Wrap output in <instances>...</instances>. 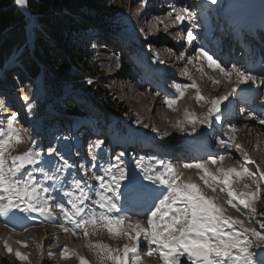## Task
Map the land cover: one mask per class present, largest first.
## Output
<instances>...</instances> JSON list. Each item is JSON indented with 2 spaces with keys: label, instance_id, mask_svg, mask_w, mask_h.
Masks as SVG:
<instances>
[{
  "label": "snow or ice",
  "instance_id": "1",
  "mask_svg": "<svg viewBox=\"0 0 264 264\" xmlns=\"http://www.w3.org/2000/svg\"><path fill=\"white\" fill-rule=\"evenodd\" d=\"M14 2L18 6L26 7L28 0H14ZM140 2L146 3V0H140ZM212 2L214 3L215 0ZM169 9L170 11L167 13L168 24L165 27L182 25L187 21L188 27L176 31L175 37L178 40L181 39V33L184 32L183 39L190 47L193 46L195 39L193 29L197 27V24L190 7L169 4ZM157 20L164 23L160 17H157ZM194 50L208 61L209 67L219 69L225 77L230 78L232 74L236 75V86L233 87L232 92H237L244 85L256 86L257 88L264 86V71L260 75H253L235 65H232L231 68L226 65L222 66L203 48ZM185 55L184 52H181L178 58L183 59ZM157 60L163 63V61H159L158 57ZM172 86L181 96L184 95L183 89L189 87V85L182 84H173ZM191 86L195 87V84ZM230 95L231 93H226L212 99L209 102L211 107L208 108L205 119L200 122L211 123L213 118L220 121L222 118L221 105L229 99ZM22 98L25 101V106L31 110L33 104L29 102V97L24 95ZM197 99L205 98L198 92ZM165 103L171 107L176 101L175 99L166 100ZM2 104L3 101H0V105ZM18 115L19 113L13 112L7 118L6 125L4 121L0 120V215H6L13 208H20L21 202L25 204V207L20 209L21 211H39L41 215L50 213L53 207L58 208L63 219L73 223L75 228L82 229L84 236L89 235L88 226L95 227L99 220L103 222L114 238L123 235L132 241L131 244L123 246L122 254L120 249H112L101 243L89 245L99 249L102 258L112 261L113 264H130L129 253L132 254L131 264H140L139 245L142 235L149 245H157L156 249L149 247L147 255L152 256L158 252L163 264H182L181 258L185 256L191 261V264H257L250 249L258 245L254 244L251 237L264 241V234L255 228L246 227L244 221L240 219L225 216L222 207L214 203L211 198L206 197L197 184L182 180V174L176 173L171 165L168 166L166 173L155 171L153 174L145 176V179L164 186L162 198H159L158 203L153 205L154 210H151L147 219L148 227H141L137 223L129 224L125 228V216H118L113 219L107 214L119 213L121 210L114 196L109 195V193H118L122 181L128 179L126 168L120 165L123 154L116 156V162L108 164L106 168L102 166L104 175L91 171L89 176V171L97 167L96 161L98 159L96 155L89 153L92 159L90 169L84 165H80V168L83 175L88 180H94L95 184L88 183L87 180L80 179L75 175L65 180L61 174L73 168V165L59 155L53 147L46 149V155L47 157L57 156L58 160L56 161L45 160V152L37 151L31 146L23 153L12 155L14 147L24 142L22 132L27 131L17 126ZM187 115L190 122L195 123L193 115ZM260 123L264 124V119H261ZM231 131L233 135L229 139L234 141L236 131L234 125L231 126ZM219 143L224 148L229 146L228 142L222 139L219 140ZM102 144L103 141L97 140L91 147L99 149ZM240 148V145H236L238 151ZM244 155L245 159L248 160L247 154ZM142 160L143 158L136 162L137 167H141ZM223 160V156L213 157L212 163L216 164ZM159 163L162 164L163 161H159ZM248 163H254V161L248 160ZM184 167L203 169L204 175L200 179L204 181L206 186L211 187L213 183H218L222 185L221 191L227 188L230 205L234 199H239L240 203L245 208L250 209L252 213L257 211L253 202L260 198V190L264 186L257 185L255 191L248 193H236L232 189L233 175L236 177L246 175L251 179L255 174L249 171L247 167H242L240 171L235 168H220L218 170L219 175L210 172L202 163L186 164ZM37 172L40 174L39 179L35 175ZM259 175L264 179V171H260ZM65 183H67V187H65ZM212 190L215 191L216 189L213 188ZM57 193L67 198L68 204L71 205V211L67 210L63 203L56 202ZM86 201H90L91 205H96L106 211L100 212L97 216L95 208H89V211L85 213V208L89 207L85 203ZM236 225H239L242 231L238 232L235 228ZM260 227L264 228V223ZM63 230L69 231L67 227H64ZM73 234H76L75 231ZM18 243L20 242L18 241ZM24 246L27 245L24 244ZM5 248L9 253L13 251L7 242H5ZM68 253L67 246H64L61 257L67 259ZM15 255L18 259H28L27 255L21 254L19 251ZM79 259L81 264H88L85 258L80 257Z\"/></svg>",
  "mask_w": 264,
  "mask_h": 264
},
{
  "label": "rangeland",
  "instance_id": "2",
  "mask_svg": "<svg viewBox=\"0 0 264 264\" xmlns=\"http://www.w3.org/2000/svg\"><path fill=\"white\" fill-rule=\"evenodd\" d=\"M111 1L112 0H102L101 1L103 10H107L108 12L112 13V15L115 16V19H117V18L121 19L123 17V20H121L119 23L120 24L125 23L124 27H130L131 20H133V18H131V14H133V12L136 9L135 5H133L134 1L133 0H125V4L127 7L126 10L124 8H121L118 6H116V7L112 6ZM32 18H33V16L31 15L30 21H32ZM262 18L263 17H261L260 20ZM129 19H130V22H129ZM252 20H253V22L259 21V18L252 19ZM28 21H29V19H28ZM127 21H128V23H126ZM32 23L33 22H31V24ZM35 23H36V25H37L36 27L38 29L34 30V34L30 33V36L31 37L33 36L34 40L36 38V33L42 31L41 27L37 24V20H35ZM132 23H133V21H132ZM115 24H116V21L114 20V21H111V23H108L106 25H104V24L95 25V26L93 25L94 27H92L93 28L92 32L93 33H101V35L105 36V37L114 36L113 33H115V32L113 31V29L116 28ZM26 34H27V31H25V35ZM81 37H84V39L86 40L87 37H92V35L90 34V32L88 30H84L82 33H80V36H79L80 41H82ZM26 38H27V36H26ZM106 39L108 41H111L110 38H106ZM127 39L131 40V36H129V38H127ZM86 43H87V41H86ZM27 46H24L23 48H21V50H19L18 53H15L14 55L10 56L8 62H6L7 65H6L5 71H7L8 68H10V69L15 68L14 71L20 72L24 76L27 75V73L25 72V66H24V64H25L24 61L27 60V56L31 55L30 58L33 60V62H36V60H35L36 56H34V54L32 53L31 48L27 47ZM23 50H24L25 55H23L22 58H19V60H16L18 58V56L21 55V52ZM28 51L30 52V54H26V53H28ZM102 52H105L104 48L102 49ZM94 59L95 60L97 59L99 62L103 61L102 59H100L99 55H94ZM104 59L106 60L109 58L106 57ZM93 62L94 61L90 59V61L87 63L88 66L91 68V71L94 70L93 69ZM71 66L72 67L73 66L78 67V69L82 70V65H79V63H77V62L74 64H71ZM98 66L99 65L96 64L94 66V68L97 69ZM40 69H39V73H41ZM99 72H101V70H99ZM80 73H81V71H80ZM2 74H3V71H2ZM85 76H86V73H85ZM195 76L196 77H194V80L197 81L198 87H200L202 94L206 95L209 100L216 98L217 96L215 97L213 91L211 89H209L211 87V85H208L205 82L203 83V81L200 82V80H202V78L205 79V77L207 78L208 75L207 76L205 75V77L203 74H199V75H195ZM86 78H87V76H86ZM105 79H108V78H102L99 76L95 77V81L98 82L97 85H99V86L100 85L103 86L105 83L109 84V81H105ZM213 80H214V78H213ZM86 81L88 82V80H86ZM14 83L17 84V82H14ZM14 87L12 88L14 90H13L11 95H15L16 93L21 94V97H23L24 95H27V96H29L31 102L33 101L36 103V105L34 107L35 112L41 111V114L43 115L42 118L38 119V125H40L41 127H44V121L47 122L49 125V122L51 120L57 119V123H55L53 125V128L50 130V133L52 134L51 136H54V134H55L54 128L68 127V132H70L72 130V128L74 127L73 122L75 120H78L77 118L80 117V114L64 115V114L59 113V111H56L55 109H51V108L46 107L45 106L46 95L43 98L39 99L38 93L35 92L34 94H32L33 89L30 87L29 84L24 85L25 90L19 88L18 85L15 88ZM232 89L233 88L228 87L227 89H225V93L223 92V94H219L218 96H223L226 93H231L229 99L232 100L233 95L235 94V96H236V94H237V92L236 93L232 92ZM27 90H29V91H27ZM213 90H214V88H213ZM235 96H234V98H235ZM194 99L195 98H193V100L190 102L189 106H190L191 110L195 111L196 113H200L204 109L203 106H205V103H208V101L205 100L206 102L204 103L203 106L202 105L198 106L196 104L197 102H195ZM58 100H59L61 105L68 104V105L72 106L73 108L77 109L78 110L77 112L88 111L87 107L94 106L96 108V110L99 111L103 115V117L105 119H107L108 121L115 122L117 119V117L113 118L112 116H110L111 114H104L105 110L103 109V104H104L103 100H98V99L90 100L87 97H85V99L82 100L80 93L78 91H75L71 86L67 87V90L64 92V94H62L59 97ZM199 101L203 102V99L198 100V102ZM123 105L126 108V110L133 117H139L141 121L142 120L145 121V122H143L144 124L142 126V129H144L145 127H148V124H150V126L148 127V130H151L154 128V132L159 135V139H162V137H168V138H170V142L174 143L175 145H176V142L180 141L179 137H181V134H184L189 128L195 129V130H193V133L196 132V129H200V127H198L197 125H193V126L189 127L188 124H182V125H180V128L178 129L176 127L179 124L178 122L175 123L173 121V122H170V124L168 125V124H165L161 119H160V121L158 120L159 117L161 118L164 115L165 116L172 115L175 118H177L180 116V114L184 113L182 110L171 113V112L162 111V109L160 108L161 109L160 111L162 112L161 116H156V113L155 112L153 113L151 110H150V114H148V116H143V114L140 113L141 111H144L143 104H140L139 105L140 107H138V108L136 107V109H134V107H132V104L129 102L124 103ZM147 106H148V104H147ZM43 110L45 111V113L43 112ZM154 121H155V123H154ZM99 127L102 128V124L99 125ZM135 133H138V132H135ZM58 134H59V132H58ZM69 138H71V137H69ZM114 138L115 137L113 136L112 139H114ZM262 138L263 137L260 138V137H257V135H253L252 140H256V143H257V142H260ZM23 141H24L23 143L16 145L14 147V150H12V155H17L18 153H20L22 151H27L28 145L26 146V141L25 140H23ZM65 143L67 145V141H65ZM108 145H110L109 142H107L106 147H108ZM43 146L44 145L41 144L42 151H44ZM38 147L39 146L37 145L35 149L37 150ZM101 147H103V146H101ZM70 148H71V146H70ZM248 150H245V151H246V154H248L250 156L249 158H251L253 160L258 159L259 162L257 163V165L264 169V159H260L258 157V155L256 154L257 153L256 150L250 149L249 152H248ZM241 152H242V150H239V151L236 150V153L242 154ZM263 152H264V150H263ZM115 153L116 152H114V154ZM6 155H7V153H6ZM111 155H112V153L109 154L108 158ZM99 156H100V158H102V160L106 164L108 163L109 159L107 160V158H103V155H99ZM64 158L71 165L77 166L79 164L77 162V159L73 158L72 154L67 155ZM56 160H58V157H55L52 159V161H56ZM120 163L122 164V163H124V161L121 159ZM79 165H85V164L83 162H81V164H79ZM155 171L164 172L163 169L160 170L159 167H156L155 165H151V164H147V163H141V167H137V164L134 165L131 172L127 174L128 179L122 181V183H121V187L119 188L121 197H128V194H131V195H136V196L141 195L140 196V198H141L144 196V192L142 191V189L145 190V188H146L149 191V194H151L152 197H154V199L156 198L159 200V198H162V194H164V186L160 185L159 183H154L151 180L145 179L146 175L153 174V172H155ZM189 171H191V170H186L183 173L190 176L192 174L191 173L192 171L191 172H189ZM249 171H253L255 173V175H257L255 167H251ZM72 174H74L76 177H78V174H77V171L75 170V168L69 169L65 173V175H63V177L65 178V180H67V178L71 177ZM35 175L37 176L38 179L40 178V174L38 172L35 173ZM100 175H104V174H100ZM191 176H190V178H192ZM253 181L254 180L248 178L247 176H243L240 178L237 177V182L234 185H232V187H235V186H238L240 188L242 187L243 190H246L245 193L253 192L256 190V186L260 185L259 182L253 183ZM195 183L200 187V189H203V186L200 184V181H198V182L196 181ZM213 184H214V186H217V188H215L216 190L214 192H209L207 196L212 195L213 201L216 197L217 203L220 201L222 202L223 200H222V198H220L221 197L220 185L216 184V183H213ZM213 184H212V186H213ZM245 185H248V187H245ZM65 187H67V183H65ZM226 191H228V190H226ZM259 195H260V198L253 202V206L259 205V208H263L264 207V188L263 187H261ZM227 198L230 199V197L228 195H227ZM58 203H63L67 210H70V211L72 210L70 204L66 205V200H63V201L59 200ZM232 203L235 206L234 209L231 208L229 211H227L226 214H224L225 216H230V217L233 216L236 219H240V220L244 221V219L242 217H243V215H245L247 217V219H249V217H250V215L248 214L249 212L240 210V208H244L246 210H247V208H245L240 203L239 199H234ZM24 207H25V204L23 202H21L20 208H13L6 215H0V226L4 227L9 232H12V231L14 232V233L7 234V238L5 239L6 241H4V243L1 242V240H0V264H33V263L34 264H43L44 259L49 260V262L47 264H81V261L79 259L80 257L85 258L88 261V264H113L112 261L102 258V256L99 254L100 253L99 249H96L94 247L89 246L90 244L95 245L96 242H99L101 244L108 245L109 247H111L106 241L101 240L102 237L103 238L109 237L108 241L110 243H112V240L110 238L111 234L107 233V231H106L107 227L104 226L103 223H102L103 230H102L101 234L97 236V233H95L94 236H91L90 238H88L89 245H87V248H86V243H82V242H86V240L81 241V243H80L81 244V251H79V252L76 251V248H74L73 245H72V248H73L72 250L67 247L69 250L67 259H63L62 257H59V258L58 257L57 258H54V257L50 258L49 257V255H48L49 250L52 249L54 252V255H55V253H57V254H59L58 256H60V253L63 250L64 246L70 245L67 243L58 245L59 244L58 239H52V238L49 239L48 243L46 242L44 244V246H41V247L38 246V248L36 247L37 249L35 250V253H28L26 249L31 248L29 245H32V244L28 243V242H23L20 239V238H23L24 235H27V232H30V231L32 232V231L38 230L39 228H42L43 226H46L50 229H51V227H56V232L60 231L61 234L63 233L62 235H66V237H67V232H65L63 230V228L64 227L70 228V226H71V229L74 230L75 227H74L73 223L63 219V216H62L60 211H56V212L54 211L55 215L59 216L60 219L58 220V222L56 224H53L50 226V224H49L50 218L38 219V216L36 214L39 211H21L20 209L24 208ZM180 207H183V205H180ZM92 208H95L96 213H97V210H98L97 207H92ZM51 211H52V209H51ZM47 214H50V213H46L44 215H41V217H43V216L47 217L48 216ZM254 218L256 219V216ZM251 224H252L251 225L252 228H256V230H259V232L264 234V228L260 227L262 222L257 223V222H254V220H253V223H251ZM244 225L247 227V222L244 221ZM95 227H98V226L95 225ZM95 227L92 226L93 230L96 229ZM248 227H249V225H248ZM235 228L238 232L242 231V228L239 225H236ZM75 229H76V231L80 230L77 228H75ZM62 235H60V236H62ZM82 235H83L82 231H79V236H77V237H80ZM99 237H100L101 241H98ZM59 239H61V238H59ZM82 239H83V237H82ZM251 239L253 240L254 244L258 245L257 247H253L252 249H250V251L253 253L255 261L257 262V264H264V241H259V240H257L256 237H251ZM18 241L19 242L22 241L21 242L22 245L20 243H18ZM44 241H46L45 238H44L43 242ZM5 242H7V244L12 248L13 251L11 253H9L7 251V249L5 248ZM50 243L52 246H55L56 248H52V247L49 248L48 244H50ZM15 244H19L20 246L17 247V246H15ZM24 244H26L27 246L25 247ZM111 248L114 249L113 247H111ZM17 251H19L21 254L27 255L28 259H24V260L18 259L15 255V253ZM259 251H261V253H259ZM121 254H122V252H121ZM182 258H185V257H182ZM185 260H187V257Z\"/></svg>",
  "mask_w": 264,
  "mask_h": 264
},
{
  "label": "trees",
  "instance_id": "3",
  "mask_svg": "<svg viewBox=\"0 0 264 264\" xmlns=\"http://www.w3.org/2000/svg\"><path fill=\"white\" fill-rule=\"evenodd\" d=\"M101 1L28 0V7L43 31V34L36 33L35 56L45 68L46 107L64 114H79L77 109L68 104L61 105L58 100L71 85L93 99L103 100L106 113H124L122 105L109 96L105 87L96 82L88 83L84 74L71 66L77 62L84 71H91L87 64L90 52L79 36L95 25L111 22L112 13L103 10ZM24 19L23 13L14 6V0H0V68L17 48L25 44ZM24 63L30 77L38 75L39 68L30 56ZM261 221L264 223V215Z\"/></svg>",
  "mask_w": 264,
  "mask_h": 264
},
{
  "label": "bare ground",
  "instance_id": "4",
  "mask_svg": "<svg viewBox=\"0 0 264 264\" xmlns=\"http://www.w3.org/2000/svg\"><path fill=\"white\" fill-rule=\"evenodd\" d=\"M199 2H200L199 4L196 3L197 5H199L198 6V9H195V7H194L195 3H193V5H192V11H191V13L193 14V16H194V18L196 20L195 21L196 23H199L198 16H197V12L199 13V11L201 9L204 12H205V10L210 11V8H209L210 7V2H211L210 0H201ZM122 3H123V0H122ZM157 8H162V7H160L159 5H157ZM25 9H26V7H25ZM124 9L126 10L125 7H124ZM193 9H195L197 12L193 11ZM224 14L228 17L229 21H231L232 24H234V27L235 28L237 27L236 30L239 31V27L240 28H241V26H245L246 27V24H245L246 21H248V20L253 21L252 19L261 18L260 15L261 14H264V0H227V7H226V11H225ZM196 16H197V18H196ZM138 17L139 16H137V15L134 16V18L132 20L133 23H135V21L138 20ZM153 20L154 21L157 20V17L153 18ZM261 21L264 22V16L261 19ZM31 22H33V20L30 21V23H29L30 27H31ZM255 22H258V21H255ZM205 23H206V21H205ZM212 23H213L212 24L213 26H216L217 25L214 22H212ZM167 24H168V21L166 19H164V23H162V25H160V28L161 27H164L165 28L164 30H167V31H169L170 29H174L171 32L172 34L175 33V31H177L175 29L178 28V25L177 26L168 25L167 28H166L165 25H167ZM206 25H207V23H206ZM155 27H156V24H155ZM204 28L206 29L204 31L205 34L207 33L209 35L210 34V31H211L210 28H207V27H204ZM216 30H217V28H216ZM30 33H31V29H29V34ZM129 36H131V35L128 34L127 37L129 38ZM131 38H132V36H131ZM151 41H154L155 43H161L162 42V40H158V39H153ZM206 43H207L208 47H211L212 46V44L210 42L206 41ZM100 47H101V50H102L104 46H100ZM103 55H105V54L103 53ZM215 59L219 63H221L223 61V58L222 57L221 58L217 57ZM191 61H192V59H191ZM196 61L197 60L195 59L194 60V64H188L187 69H188V71H192V74H191L192 80H190V81H194L197 84V81L194 80V77H196L195 75H199V74H203V73H201L199 71V68L197 66V62ZM235 63H237V60L235 61ZM191 67H194V69L191 68ZM200 67L202 68L203 66L200 65ZM212 69L215 72V73L214 72H211L212 75L215 74V77H213L214 80H213V78L209 74V71H212ZM203 75H204V77H205V75L206 76L208 75V76H207V78L205 77V79L202 78V80H200V82L203 81V83L205 82L208 85H213V88H214L213 93H214V96L215 97L218 96L219 94H223V92L225 93V89H227L228 87L233 88V87L236 86V83L235 82H236L237 77H236L235 74H232L230 78L225 77L223 75V73H221L219 71V69H217L215 67H210L208 71L206 70V74H203ZM41 81H42V77H40L38 84H41ZM197 86H198V84H197ZM247 86L248 85L241 86V88L237 91V94L241 93V91L243 89L247 88ZM199 94L202 95V96H204L201 93H199ZM236 97H238V96L236 95ZM236 97L235 98L233 97L232 100L235 101ZM148 101L150 102V99H148ZM140 104H143V106H144V111H141L140 112V113L143 114V116H148V114H150V110L153 113L155 112L156 113V116H161L162 115V112L160 111L161 110L160 107L159 108L152 107V105L151 106L149 105L150 103H147L148 106H147V104H144V103H140ZM140 104H134V103H132V107H134V109H136V107L137 108L140 107L139 106ZM154 105H156V104H154ZM209 105H210V103H209ZM234 106L238 107V104L236 103ZM245 110L246 109H242V112H245ZM160 119L165 124H168L169 125L170 122L171 121H175L176 118L174 116H172V115H167V116L164 115L161 118L160 117L158 118L159 121H160ZM248 119H249V124H250V126H248V128H251V129L252 128H256L257 129V125H255L254 122H253L255 120V118H252V117L249 116ZM154 123H155V121H154ZM243 123L247 124V122H244V121H243ZM261 130H262V128L259 131H251V132H249L247 130V132H249V133H247L246 131H244V132H241L240 134H239V132H235L234 133V135H235V142L234 143H236L235 145H240L241 146L240 150H242L241 153L244 156V157L241 156L242 157L241 159L243 160V162L248 163V160L254 161V163H249V164L251 166H254L255 167L256 174L258 175L256 177V180L260 183V185L264 186V179H262L260 177V175H259L260 171H264V169L257 165V163L259 162L258 159H254L253 160V159L249 158L250 156L247 154L248 160H246L245 159V155H244L246 153L245 150H248L249 149L248 150V152H249L250 149H251V150H256L257 151L256 154L258 155V157L260 159H264V152H263V150H264V142H263L264 141V139H263L264 138V134H261L262 133ZM227 134H228V137H230L231 135H233L232 131L231 132H227ZM253 135H257V137H260V138L263 137V138L261 139L260 142H257L256 143V140H252ZM115 151L116 150H114V152ZM227 157H229V155ZM243 162H241V163H243ZM85 180H87L88 183H90V182H93L94 184L96 183L95 181L88 180V178H86ZM157 200L158 199L155 198L154 203H156ZM142 217H144V216H142ZM139 225L141 227H146L145 225H143V226L141 224H139ZM67 228L69 229V231L67 232V237H66V235H62L63 233L61 234L60 231H57L56 232V227H51V229H50V228H48L46 226H43L42 228H39L38 230H35V231H32V232L31 231L30 232H27V235H24L23 238H20V239L23 242H28V243H31L32 244V245H29L31 248L26 249L28 253H35V250L38 248V246L39 247L44 246V244L46 242L48 243V240L51 239V238L52 239H58V243H59L58 245L65 244V243H67V244H73V246H74V248H76V251L77 252L81 251V244L80 243L82 241V237L81 236L80 237L75 236L73 234L74 230L71 229V226H70V228L69 227H67ZM9 233H14V232L13 231L12 232H9L4 227L0 226V240H1V242L4 243V241H6L5 239L7 238V234H9ZM60 235H62V236H60ZM44 238H45L46 241L43 242ZM59 238H61V239H59ZM22 241H20V244L21 245H22V243H21ZM48 245H49L48 246L49 248H51V247L52 248H56L55 246H52L51 243L48 244ZM15 246L19 247L20 245L19 244H15ZM58 255L59 254L55 253V255L53 257L54 258H57V257L59 258L60 256H58ZM139 255H140V257H142L143 254L141 252H139ZM48 262H49V260L44 259L43 264H47Z\"/></svg>",
  "mask_w": 264,
  "mask_h": 264
},
{
  "label": "water",
  "instance_id": "5",
  "mask_svg": "<svg viewBox=\"0 0 264 264\" xmlns=\"http://www.w3.org/2000/svg\"><path fill=\"white\" fill-rule=\"evenodd\" d=\"M20 7H22V6H20ZM27 12L30 13V10L28 9Z\"/></svg>",
  "mask_w": 264,
  "mask_h": 264
}]
</instances>
